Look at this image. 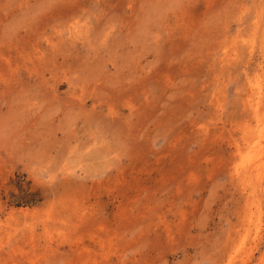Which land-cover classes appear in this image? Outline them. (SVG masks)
Wrapping results in <instances>:
<instances>
[{
  "label": "rangeland",
  "instance_id": "1",
  "mask_svg": "<svg viewBox=\"0 0 264 264\" xmlns=\"http://www.w3.org/2000/svg\"><path fill=\"white\" fill-rule=\"evenodd\" d=\"M0 264H264V0H0Z\"/></svg>",
  "mask_w": 264,
  "mask_h": 264
}]
</instances>
